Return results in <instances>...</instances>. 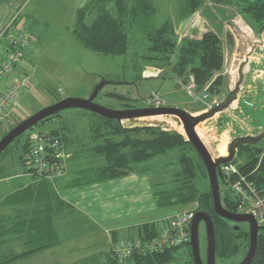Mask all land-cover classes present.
Returning <instances> with one entry per match:
<instances>
[{
    "label": "trees",
    "instance_id": "trees-1",
    "mask_svg": "<svg viewBox=\"0 0 264 264\" xmlns=\"http://www.w3.org/2000/svg\"><path fill=\"white\" fill-rule=\"evenodd\" d=\"M210 2L215 6L233 8L256 37L264 32V0H210ZM201 6V0H181L176 23L171 19H166L161 24H155L156 8L152 0H89L87 4L76 10L71 33L85 49L104 56H122L127 54L130 35L134 32H141L147 44L143 59L151 66L153 65L152 67L158 68L162 72L168 69L174 77L182 81V84H187L190 77H193L195 90H206L209 98L228 95V77L224 74L225 40L210 30L200 34L194 31L197 33L194 36L188 35L187 32L183 36L182 32L176 31L178 23H182L183 29L189 28L193 16ZM18 30L23 29H16L14 35L7 39L6 49H8L9 40L15 36ZM23 32L26 35L25 30ZM226 38L228 44L234 47L232 35L227 33ZM27 39L29 42L28 37ZM123 99L126 98L123 97ZM240 107H242L241 102L239 103ZM60 114L42 120L35 129L31 130L32 132L48 133L58 138L65 152V160L60 173L57 175L38 174L28 167L25 155L29 148L28 136L30 133H27L21 146L22 155L18 161L20 167L25 169L22 174L43 181L53 180L64 170L65 161L70 157L67 153L68 150L69 153H73L71 156L76 160L79 159V153H82L81 160L83 162L89 158L93 162L92 166L78 170L69 184V187L79 188L131 174L148 175L150 167L144 165L145 163L158 156L175 154L178 167L172 172L169 180L151 183L156 208L158 210L171 208L178 212L182 206L195 203V211L209 215L213 222L216 260L229 261L239 255L244 258L249 246L248 227L233 226L231 222L221 219L214 213L206 170L183 134L174 130L162 129L159 126H128L124 124L125 122L119 123L95 114H92L93 122L88 125V143H79L80 139L72 136H70L71 139L68 138L63 129L61 132L38 131L39 126L53 121ZM154 118L157 117L141 118L135 121H159ZM253 134L249 136L258 135V130ZM20 137L16 138L0 156L10 149ZM81 140L83 141V139ZM225 146L223 143L217 146V151L221 156L227 154ZM98 159H102L103 164H97L95 161ZM231 163L238 174L252 183L258 195L264 198V148L259 144L255 146L242 145L237 149ZM0 173L4 174L5 172L0 170ZM6 175L11 174L8 172ZM11 176H15V174ZM236 179H238L237 175H230L228 180L220 185L221 204L223 208L233 213L238 212V202L231 191L230 184ZM33 186L30 183L24 188H29L32 191ZM173 213L160 219L158 223L142 224L138 228V239L147 241L156 237L165 221ZM235 227L238 229H234ZM133 240L115 242L112 248L119 243L132 242ZM43 248L44 246H40L13 255L5 262L1 261L0 264L15 261ZM112 248L109 264H118L113 257ZM172 263L193 264L189 244L145 255L136 251L124 264ZM250 264H264V230L258 233L256 251Z\"/></svg>",
    "mask_w": 264,
    "mask_h": 264
},
{
    "label": "rangeland",
    "instance_id": "rangeland-1",
    "mask_svg": "<svg viewBox=\"0 0 264 264\" xmlns=\"http://www.w3.org/2000/svg\"><path fill=\"white\" fill-rule=\"evenodd\" d=\"M88 1L45 0L42 2L41 0V3L38 4V14H36L38 16H34L37 19L33 21L38 25L41 24L40 22L51 21L52 27L49 32L45 33V31L36 40L39 30L35 29L29 23L27 24L25 33L29 38V42L24 51V56L19 61L14 76L2 82L12 83L15 79H25L27 81L28 89L21 95L17 108L13 109L12 118L16 122L23 121L37 111L63 99L87 98L92 90L103 81L106 85L99 92L95 103L113 110L146 108L149 104H152V96L155 95L160 97L165 107H177L193 116H197L207 112L214 103H220L226 99L227 95H220L208 98L204 102H198L196 101V97L201 96L203 90H194V95L190 96L185 87L186 85L174 77L168 69L162 72L144 61L143 58L146 54L147 44L141 32H134L130 35L129 48L126 55L104 56L85 49L75 40L71 29L75 21L76 10L83 7ZM152 1L156 8L155 24H161L166 19H171V21L176 23L179 16L181 0ZM70 3H75V7L71 6ZM206 8V4L204 6L202 5L199 8V12H206ZM223 10H228V12L224 13ZM212 12L211 24L217 25L221 29V32L223 20L227 22L229 18L231 20L234 19L228 23V27L233 32L234 47L228 44V40L225 38L226 35L224 36L223 34V37L220 35L225 40L224 71L226 76H228V88L232 89L238 79L237 69L239 64L250 52L254 46L253 43L255 44V49L256 46H261L264 32L259 37H256L233 8L217 6ZM210 14L211 12L206 15L208 16ZM228 14H231L229 18ZM194 30V27L185 29L181 27V30L177 28L176 31L182 32L183 36L186 35V32L188 35L194 36L197 34ZM15 32V29L11 28L4 37L8 39ZM254 51L250 59L255 57ZM233 58H236V61L232 62ZM245 68L244 80L246 77V79L254 78L255 76L252 73H245L247 67ZM259 78L255 77L256 80ZM243 86H245L244 82L237 100L227 110L216 114L196 126L198 127L195 129L197 135L213 159L221 156L217 151L218 145L225 144V150L227 152V146L234 137L239 136V134L243 136V134L254 135L253 133H255L252 130L251 120L246 117L244 120V117L237 110L239 108V100L246 90ZM123 97L126 99H123ZM255 107L247 108L242 105L243 111L252 117L256 115V112L253 111ZM202 108L205 109L201 110ZM154 119L159 121L140 122L138 120H131L126 121L124 124L128 126H159L162 129L174 130L184 135L182 125L177 118L161 116ZM257 119L256 121L264 126V113L257 114ZM93 120L94 116L91 113L70 109L61 112L58 118L39 126L37 129L41 132H50L53 130L61 132L63 129L68 138L71 139L70 136H72L79 138V143H88V125ZM13 126L6 125L5 122L0 123V140ZM27 133H30V131L24 133L10 149L0 156V170L5 172L4 174L0 173V179H7L8 176L6 173L8 172L11 175H23L22 172L25 169L23 171L22 168L20 169L18 161L22 155L21 146L25 141ZM259 145L264 148V140ZM82 155V153H79V164L82 163ZM100 163L103 164L102 159H98L97 164ZM14 164L17 165V168L14 167ZM144 165L150 167L148 176L151 183H156L160 180L168 181L172 172L178 167L175 154L158 156ZM195 208V203H191L182 206L178 210L188 212L195 210ZM159 212L169 215L177 212V210L167 208L160 209ZM243 226L246 227V225ZM199 248L202 261L205 263L206 237L203 223L199 226ZM242 259L240 255L229 261H220L217 259L216 264H237Z\"/></svg>",
    "mask_w": 264,
    "mask_h": 264
},
{
    "label": "crops",
    "instance_id": "crops-1",
    "mask_svg": "<svg viewBox=\"0 0 264 264\" xmlns=\"http://www.w3.org/2000/svg\"><path fill=\"white\" fill-rule=\"evenodd\" d=\"M201 1L203 6L207 5L206 12L198 10L190 27H194L199 34L210 30L222 37L227 33L233 35L228 27V23L234 20L229 18L231 14H228L229 21L223 20L221 32L217 25L211 24L212 11L217 6L210 0ZM40 3L41 0H0V60L6 50L7 39L4 36L11 28L26 31L29 23L39 30L36 40L45 31H50L51 21H39L40 25L33 21L37 19L34 16H38ZM70 4L75 7V3ZM209 12L211 14L207 16ZM223 12L227 13L228 10ZM178 24L176 27L180 29L182 23ZM254 52L255 57L249 59L245 73L261 78H245L243 87L246 90L239 103L247 108L256 106L253 110L256 115L252 117L242 107L237 110L244 120L245 117L251 120L252 130H258L260 134L264 126L256 120L257 114L264 113V34L261 46H256ZM234 61L236 58H233ZM246 135L251 134H243ZM67 153L70 157L65 161L64 170L53 180H38L26 174L0 179V262L44 246L41 250L4 264H109L110 250L115 242L137 239L138 228L142 224L158 223L170 215L160 213L156 208L151 182L146 174H131L79 188L69 187L76 172L92 166L93 160H81L79 164L71 156L72 152L68 150ZM21 168L23 171L24 168ZM30 183L34 185L33 192L24 188Z\"/></svg>",
    "mask_w": 264,
    "mask_h": 264
},
{
    "label": "water",
    "instance_id": "water-1",
    "mask_svg": "<svg viewBox=\"0 0 264 264\" xmlns=\"http://www.w3.org/2000/svg\"><path fill=\"white\" fill-rule=\"evenodd\" d=\"M255 49V45L246 55L245 59L239 64L237 69L238 79L234 83L232 89L226 99L215 104L207 112L193 116L186 111L177 107H159V108H132L127 110H113L107 107L100 106L95 103L99 92L103 89L106 83L103 81L98 84L87 98H66L49 107L37 111L33 115L27 117L19 124L11 128L0 140V154L18 137L24 133L34 129L42 120L59 114L70 109L82 110L91 114L98 115L108 120H114L122 123L126 121L136 120L139 118L156 117V116H171L178 119L182 125V129L186 140L191 144L193 150L201 160L207 174L208 184L212 195V204L214 213L223 220L236 224H247L249 230V246L244 258L237 264H250L257 244L258 233L264 230V225L259 226L256 219L251 215L238 214L229 212L223 208L221 204L220 185L225 183L226 177L221 171V167L228 165L233 160L237 149L242 145L255 146L264 140V131L255 136H240L232 139L227 146V156H219L215 159L199 138L196 133V126L204 122L218 113L227 110L236 100L239 91L244 82V68L249 64L250 56ZM204 224L206 237V253L205 263L202 261L199 248V226ZM234 229H238L235 227ZM193 264H216L215 258V237L214 226L209 215L203 212H196L190 225V242H189Z\"/></svg>",
    "mask_w": 264,
    "mask_h": 264
},
{
    "label": "built area",
    "instance_id": "built-area-1",
    "mask_svg": "<svg viewBox=\"0 0 264 264\" xmlns=\"http://www.w3.org/2000/svg\"><path fill=\"white\" fill-rule=\"evenodd\" d=\"M28 45V39L23 30H18L13 38L9 40L8 49L0 60V123L15 125L12 118L13 109L18 103L21 95L27 91L28 85L25 79H15L12 83H2L8 80L14 73L15 66L24 56V50ZM190 96H193L195 84L193 79L185 84ZM209 98L206 90L196 101L204 102ZM154 108L164 106L160 97L152 96ZM211 107V106H210ZM29 148L25 155L28 167L36 173L52 175L59 174L65 160V153L58 138L48 133L32 132L28 136ZM226 180L230 175H237L238 179L230 184L231 191L238 202V214L253 216L259 226L264 225V198L258 195L252 183L238 174L233 165L222 167ZM195 210L188 212H174L165 221L158 235L147 241L134 239L132 242L119 243L112 248V254L118 264H124L134 253L142 255L152 254L166 248L186 246L190 242V225L195 215Z\"/></svg>",
    "mask_w": 264,
    "mask_h": 264
},
{
    "label": "flooded vegetation",
    "instance_id": "flooded-vegetation-1",
    "mask_svg": "<svg viewBox=\"0 0 264 264\" xmlns=\"http://www.w3.org/2000/svg\"><path fill=\"white\" fill-rule=\"evenodd\" d=\"M147 107H151V105L149 104V106H147ZM202 224V223H201ZM201 224H200V226H201ZM204 225V224H203ZM232 225L233 226H243V225H246V226H248L247 224H236V223H232Z\"/></svg>",
    "mask_w": 264,
    "mask_h": 264
},
{
    "label": "bare ground",
    "instance_id": "bare-ground-1",
    "mask_svg": "<svg viewBox=\"0 0 264 264\" xmlns=\"http://www.w3.org/2000/svg\"><path fill=\"white\" fill-rule=\"evenodd\" d=\"M156 117H161V116H156ZM147 118H151V117H147ZM139 119H141V118H139Z\"/></svg>",
    "mask_w": 264,
    "mask_h": 264
}]
</instances>
